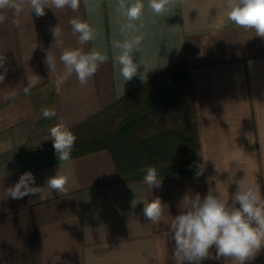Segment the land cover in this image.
I'll list each match as a JSON object with an SVG mask.
<instances>
[{
	"label": "crops",
	"instance_id": "1",
	"mask_svg": "<svg viewBox=\"0 0 264 264\" xmlns=\"http://www.w3.org/2000/svg\"><path fill=\"white\" fill-rule=\"evenodd\" d=\"M142 2L138 21L127 20L121 0H80L76 12L46 9L42 17L27 8L20 16L0 12L6 16L0 55L8 69L0 82V264H175L167 224L180 214L185 195L203 198L215 189L227 199L237 189L231 175L258 183L264 195V38L227 18V0H171L160 15ZM77 17L94 29V39L84 45L69 23ZM56 25L60 47L49 30ZM136 37H142L133 53L139 67L125 82L114 63L122 49L114 43ZM65 48H95L106 57L87 86L66 73L59 60ZM45 50L56 58L53 72L44 63ZM180 60L187 70L182 82L167 85L157 78ZM29 81L36 83L25 94ZM138 92L149 126L133 165L119 170L106 148L62 165L56 153H31L54 149L46 138L61 118L77 143L87 120ZM42 108L57 115L45 119ZM148 166L157 169L162 187L150 191L143 182L141 169ZM59 168L71 179L58 194L46 182ZM26 171L41 194L8 197L7 189ZM157 197L167 206L158 227L143 215V201ZM215 252L213 246L201 264H226ZM231 259L227 264H236ZM246 264H264V248Z\"/></svg>",
	"mask_w": 264,
	"mask_h": 264
},
{
	"label": "clouds",
	"instance_id": "2",
	"mask_svg": "<svg viewBox=\"0 0 264 264\" xmlns=\"http://www.w3.org/2000/svg\"><path fill=\"white\" fill-rule=\"evenodd\" d=\"M171 0H148V7L154 14L160 15L167 10ZM227 18L236 26L254 30L256 35L264 38V0H227ZM71 8L73 12L79 10L80 0H0V12L11 10L16 16H20L25 9L30 10L36 17L46 15V9ZM120 9L128 21H138L143 15L144 3L142 0H134L125 4L121 0ZM6 20L5 15H0V23ZM14 27H19L17 20L12 21ZM72 34L78 35V43L84 45L94 39L92 26L79 17L69 21ZM128 27H132L131 24ZM53 36V44L62 45L60 39L62 31L58 25L50 26ZM142 37L125 43H114V47L121 48L122 53L115 58L114 63L120 65L119 75L124 81H130L136 74L139 65L134 62L133 53L140 45ZM52 44V45H53ZM46 51L44 60L50 72L56 69V58ZM68 75L76 74L78 82L87 86L89 80L96 74L99 66L106 61V57L95 48L85 52L82 48L63 49L59 56ZM6 57L0 55V82H3L7 74L5 67ZM36 81H29L24 88L25 94L35 86ZM42 117L51 119L57 115L54 109L42 108ZM53 143L56 156L60 165L71 160V154L77 140L75 134L61 120L49 129V137ZM143 182L151 191L153 188L162 187V179H158L157 169L154 166L142 168ZM217 171H220L217 168ZM202 171L197 172V175ZM235 175L229 177L230 183H236L237 189L227 199L215 189H209L207 195L201 198L200 194L194 197L185 195L184 207H180V214L171 218L167 224L169 235L174 241L172 259L175 264H201L210 258V249L215 247V259L232 258L236 264H246L254 260L264 248V195L261 187L246 177L239 180ZM71 179V173L62 174L59 170L55 176L47 178L46 186L56 193L66 192V185ZM35 185V177L31 171L22 173L17 183L7 189V196L12 199H23L26 196H39L42 187ZM218 193V194H217ZM231 200V203H229ZM143 201V200H142ZM181 203V204H182ZM132 207L137 202L134 199ZM238 205V206H237ZM167 206L157 197L149 201H143V215L153 225L159 226L165 216Z\"/></svg>",
	"mask_w": 264,
	"mask_h": 264
},
{
	"label": "trees",
	"instance_id": "3",
	"mask_svg": "<svg viewBox=\"0 0 264 264\" xmlns=\"http://www.w3.org/2000/svg\"><path fill=\"white\" fill-rule=\"evenodd\" d=\"M166 75L167 85L168 84H179L187 77V70H186V64L184 60H180L176 62L174 65H172L170 68L165 70L163 73H161L158 77ZM123 103V102H121ZM119 105H115L111 108L104 109L99 114L93 116L91 119L87 120L84 124L97 119V117L104 112H107L108 110H111L113 108H116ZM145 106L138 111L133 117L126 119L125 122L120 126L119 130L116 131L114 134L111 135H100V136H94L90 139L77 142L75 143L74 150L71 154V156L76 155H82L86 153H90L99 149H109L111 153L113 154L116 162H117V168H123L124 166L128 165L129 163L133 165V158L134 156L138 155L140 149L144 145V139H142L139 136L129 135L133 130H137V128L146 120L147 114L145 113ZM83 124V125H84ZM129 135V136H128ZM123 136H127L126 140L123 138ZM120 140H122L120 142ZM125 140V141H124ZM115 141V142H114ZM113 143V145L110 146V143ZM120 142V143H119ZM41 151H49L55 153L54 149H33L31 153H38ZM132 160V161H131ZM133 168H136L132 166Z\"/></svg>",
	"mask_w": 264,
	"mask_h": 264
},
{
	"label": "rangeland",
	"instance_id": "4",
	"mask_svg": "<svg viewBox=\"0 0 264 264\" xmlns=\"http://www.w3.org/2000/svg\"><path fill=\"white\" fill-rule=\"evenodd\" d=\"M166 78V75L158 77V79H164ZM144 98V95L141 96V94L135 93L133 97L126 102H123L120 104V106L113 108L111 110H108L107 112L101 113L97 119H94L84 125H82L78 131L79 139L78 142L90 139L94 136H100V135H111L114 134L116 131L119 130L120 126L125 122L126 119L134 118L133 116L141 110L142 107V100ZM147 122H143L137 130H133L129 135L139 136L141 137L142 134L145 131V128H147L149 125ZM128 135V136H129ZM127 136H123L122 139L125 138L126 140ZM124 140V141H125ZM122 140H120L121 142ZM115 142V141H114ZM114 142L110 143V146L114 144ZM119 142V143H120Z\"/></svg>",
	"mask_w": 264,
	"mask_h": 264
}]
</instances>
